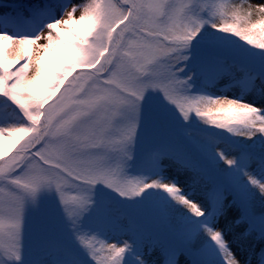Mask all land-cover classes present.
<instances>
[{
  "label": "snow or ice",
  "instance_id": "obj_1",
  "mask_svg": "<svg viewBox=\"0 0 264 264\" xmlns=\"http://www.w3.org/2000/svg\"><path fill=\"white\" fill-rule=\"evenodd\" d=\"M11 8L12 13L0 16L4 29L0 42H7L0 43V141L16 133L32 135L10 159L0 156V264H24L25 240H31L33 233L31 210L43 193L53 192L71 240L90 264H157L148 258L154 252L159 264H179L182 255L191 264H207L205 236L219 250L223 264H241L224 231L214 225L230 206L225 201L231 196L232 204L241 208L235 225L247 224L237 240L241 244L264 240V179L258 178L264 176V152L245 151L232 158L216 153L229 167L216 174L211 187L203 189L202 199L195 198V193L205 180L204 170L191 153L180 148L159 144L141 154L140 164L156 173L154 179L129 176L127 169L138 140L142 143L141 105L149 90L162 93L184 122L194 113L204 124L233 136L264 137V106L192 94L189 82L193 76L181 78L184 68L176 67L189 60L192 42L199 36L198 44L207 51L203 73L210 83L232 77L245 91L259 88L264 96V39L257 41L253 35L257 30L264 33V19L251 22L249 11L242 27L227 24V13L233 9L216 0H34ZM58 10L59 18H55ZM77 12L79 18L74 19ZM258 12L264 14V3ZM50 16L51 21L35 35L18 34ZM73 23L86 30L74 31L69 27ZM205 25L215 32L201 35ZM8 29L17 34H9ZM61 31L71 39H65ZM232 36L251 45L246 51L259 61L228 63L221 42L234 43L228 39ZM13 44L21 48L36 45L30 77V54L16 56L20 66L15 70L6 65L5 53ZM49 55L57 58L60 70L56 73L45 66ZM77 67L84 71L49 103ZM237 71L239 78L234 75ZM166 165L186 173L184 185L165 176ZM98 184L127 201L150 202L153 215L167 225L170 241L146 235L131 222L120 228L128 236L122 243H110L99 233L85 230L84 220L93 211ZM33 264H82V258L56 241H46ZM257 264H264V252L258 255Z\"/></svg>",
  "mask_w": 264,
  "mask_h": 264
},
{
  "label": "rangeland",
  "instance_id": "obj_2",
  "mask_svg": "<svg viewBox=\"0 0 264 264\" xmlns=\"http://www.w3.org/2000/svg\"><path fill=\"white\" fill-rule=\"evenodd\" d=\"M236 3L242 4L245 7H248L253 10L254 16H264V14H261L258 12V7L260 4L264 3V0H235ZM69 2H75V0H57L55 3H69ZM243 2V3H242ZM59 10L56 13L55 18H59ZM3 13L0 12V16H2ZM63 19H66V16L62 17ZM74 18H79V12L75 14ZM25 21H28V17H24ZM52 17H47L44 20L36 21L33 23L30 27H28L27 33L21 32L18 34H31L35 35L36 30L41 29L43 27L44 23L50 22ZM22 27H27L26 25H22ZM211 28V27H210ZM3 28H0V31H3ZM9 34H17L14 33L16 31L15 29H8ZM47 30L45 29V34ZM38 43H42L38 42ZM4 44H7V42H4ZM10 49L14 52L15 55L17 53H21L20 46L13 44L10 46ZM30 54L33 52L32 56V67L30 69V74L32 75L34 72V66H35V60L37 58V52L38 49L36 45L29 46ZM190 58L188 61L182 62L181 64L176 65L177 68L183 67L184 71L179 73L180 77L188 75L194 76V64L197 61H200V58L202 57L200 54H198L196 51L191 48L189 50ZM42 54V53H41ZM74 70L72 72H69L67 74V78H71L74 74ZM66 78V79H67ZM182 78V77H181ZM65 79V80H66ZM212 86V91L216 94H220L221 96H225V98H231V99H241L242 102L245 103H251L254 104L257 107L264 106V96H260L259 90L254 91H245L241 86L235 85L232 81L229 80V78L226 76L224 78H221L220 80L216 81L214 84L210 83ZM57 97H53V101ZM50 101V100H49ZM149 104L152 107L149 108ZM170 106V107H169ZM142 115L143 120L141 123V127L139 130V136L142 138L141 141L138 140L136 146H135V153H134V160L138 159L140 157V152L143 151L148 144L144 141L145 137H154L159 136L161 138L169 137L171 138L170 131H168V127L164 120L159 119L157 116L150 114V111H154L157 113V115L163 114L164 118L166 120H170L172 118L177 119L178 112L176 111L175 107L168 104L167 101L164 100L162 93L159 91H152L149 93V95H145L144 100L142 101ZM166 108V109H165ZM192 119V118H191ZM172 121V120H171ZM26 125L28 126V122L25 120ZM32 135L31 133H26L19 142V145L15 148L16 150L20 148V145L26 141L29 136ZM16 150L14 152H16ZM242 151V150H240ZM238 151V155L240 153ZM229 158L235 157V154H237V151L232 150L231 148H228L223 151ZM16 154V153H15ZM14 154V155H15ZM13 155V156H14ZM237 155V156H238ZM236 156V157H237ZM12 157V155H11ZM134 162H129V166H133ZM137 166L138 164H134ZM132 169V168H131ZM130 168L127 169V172L131 170ZM136 169V168H135ZM132 171V170H131ZM130 171V172H131ZM152 171V170H151ZM165 176L168 179H175L178 183L184 185L186 182V173L184 172H178L175 167H168L165 166L164 171ZM155 178V177H154ZM258 178L264 179V176H260ZM98 190L95 189L93 193V199L94 201H99V195L97 194ZM189 189L185 187V192L187 193ZM74 194V193H73ZM195 198L202 199V197H199L195 193ZM2 199V197L0 198ZM229 199L225 201L226 204L230 205L227 207L225 213L220 216L214 225V227H219L221 230L224 231L225 239L229 243V247L236 256L237 259L241 261V264H257V251L261 247V242H258V240H252L250 243L241 244L237 240V236L246 230L244 225H235V221H237L239 218L238 211L236 207L233 204L229 203ZM147 210L150 212V202L145 201L144 205ZM99 208L102 207L101 205L98 206ZM62 210V206L59 204V199L55 195V193H43L39 199V204L36 208L31 210V216L33 219V233L31 236V240L26 238L25 240V249H24V261H28L30 258H33L32 255L36 256L35 252L36 249L40 246L38 245L41 243V241L44 240L48 235H61L62 231H65L67 229V226L64 221V215L60 217L59 211ZM102 210H105V208L102 207ZM41 217H44V221L41 222L39 219ZM94 223V220H91ZM65 225V228L63 227ZM102 231H106V229L109 227V223L104 221L103 219L100 221V223L97 224ZM85 230H92V225H83ZM128 226L124 220L118 221L116 227H113L107 236L106 241L110 243H122L123 239H128V236L125 235L120 228ZM68 239L71 243L75 244L70 237V233L68 232ZM39 242V243H38ZM0 243H3L2 238H0ZM63 245V244H62ZM214 251V249H211ZM70 252V251H69ZM150 261H156L157 264H159L157 253L154 252L151 256L148 257ZM179 264H187L185 261L182 260V258H179Z\"/></svg>",
  "mask_w": 264,
  "mask_h": 264
},
{
  "label": "trees",
  "instance_id": "obj_3",
  "mask_svg": "<svg viewBox=\"0 0 264 264\" xmlns=\"http://www.w3.org/2000/svg\"><path fill=\"white\" fill-rule=\"evenodd\" d=\"M4 1H8L10 3H16V2H20V3H23V4H28V3H31V2H34V0H0V2H4ZM86 2V0H85ZM17 4V3H16ZM226 5H228L229 7H231L233 9V11H230L227 13V19L225 20V23L227 24H232V23H236L238 24L239 26H243V24L241 23L242 19L248 14L249 11H251L252 15L250 17L251 19V22H258L260 19H264V16H254V12L252 9L248 8V7H245L244 5L242 4H239V3H236L235 0H232L231 2L227 3ZM237 18V19H234ZM78 19V18H77ZM73 30L74 28H76L78 30V32H82V31H85V27L83 25H77V24H72L70 26ZM207 26L204 27V29L202 30V33L201 35H208V34H211V33H214L215 32V29H206ZM211 30V31H209ZM75 31V30H74ZM61 35L65 38V39H71L65 32L61 31ZM217 36H224V34H220V33H217L216 34ZM254 35V39H256L257 41H259L260 39H264V33H261L259 32V30H257L256 33L253 34ZM198 38L200 39V37L198 36ZM232 41H234L235 45L237 47H239L240 49L242 50H245L247 49V47H252L251 45H247L245 41L243 40H239L238 37H235V36H232L230 38H228ZM237 40V41H236ZM2 43V42H0ZM223 43V42H222ZM227 45V44H226ZM228 48V47H227ZM254 51H259V49H254ZM6 65L10 66L11 64H8L9 60L11 61H15V58L16 56L18 55H15L13 51L10 50V48L6 51ZM20 55H22V52L20 53ZM240 56V58H238L240 61H242L244 55L238 51V54ZM228 63H231V62H228ZM45 66L46 68L48 69V71L52 72V73H56L60 70V66L58 65L57 63V58L49 55L48 57H46V60H45ZM235 77L237 75H240V73L237 71L234 73ZM29 77L31 76V74L29 73L28 75ZM232 78V77H231ZM48 79V78H46ZM43 83V82H42ZM42 86V84H41ZM2 99V98H1ZM198 119H200L198 121V123H203V120L198 117ZM11 126H14V125H11ZM25 126L26 123H25ZM216 129V128H215ZM25 133V132H24ZM24 133H16L14 138L12 139H9V138H5L3 139L2 141H0V156H2V158H5L7 156H10L12 153H13V150L14 148L16 147L17 143L19 142V140L21 139L20 137L24 134ZM216 133L222 138L224 139V143H228V142H235L239 147L243 148V149H250L252 152H264V137H257V138H253V140H247L245 137L243 136H233L232 134L228 133L226 130L224 129H218V131H216ZM196 141H198L196 138H195ZM198 143H200L198 141ZM203 146V144H201ZM229 146H226L224 144H220V145H217L215 146L214 144H211V146H208V148H206L205 150L210 151L209 155L211 158L215 157V154L216 153H220V152H223L224 150L228 149ZM197 161V159H196ZM197 163L202 167V164L200 162L197 161ZM227 164L225 163L224 160L222 159H219V157H215V161H214V164L212 165L211 167V174L209 173H204L205 174V180L202 181V183L197 187L196 189V195H200V193L203 191V189L207 186V187H211V183H212V180L215 178V176L213 177V175H216L218 172H221V170H225L227 169ZM203 169V167H202ZM204 172H205V169H203ZM208 172V171H207ZM212 175V176H211ZM241 180L243 181V178L241 177ZM149 212V211H148ZM163 227L167 228V225L166 224H162ZM168 229V228H167ZM148 235V234H147ZM208 238L205 236L203 238V241L207 240ZM261 252H264V246L259 249L258 251V255L261 253ZM207 264H223V257H213L211 259H208V262Z\"/></svg>",
  "mask_w": 264,
  "mask_h": 264
}]
</instances>
